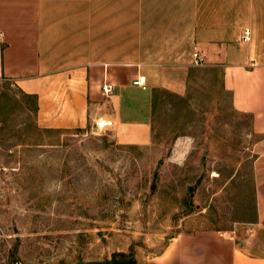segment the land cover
Listing matches in <instances>:
<instances>
[{
    "label": "rangeland",
    "instance_id": "obj_1",
    "mask_svg": "<svg viewBox=\"0 0 264 264\" xmlns=\"http://www.w3.org/2000/svg\"><path fill=\"white\" fill-rule=\"evenodd\" d=\"M44 114L38 95L0 79V264H144L199 229L264 259L250 119L211 71L184 98L164 95L146 147Z\"/></svg>",
    "mask_w": 264,
    "mask_h": 264
},
{
    "label": "crops",
    "instance_id": "obj_2",
    "mask_svg": "<svg viewBox=\"0 0 264 264\" xmlns=\"http://www.w3.org/2000/svg\"><path fill=\"white\" fill-rule=\"evenodd\" d=\"M204 70L250 119L255 223L264 227V0H0V79L38 95L54 124L92 118L149 146L164 95L184 98ZM142 76L146 88L134 84ZM226 233H180L144 264H264Z\"/></svg>",
    "mask_w": 264,
    "mask_h": 264
},
{
    "label": "built area",
    "instance_id": "obj_3",
    "mask_svg": "<svg viewBox=\"0 0 264 264\" xmlns=\"http://www.w3.org/2000/svg\"><path fill=\"white\" fill-rule=\"evenodd\" d=\"M250 39H251L250 32L245 31L243 35V42H249ZM192 59H193V64L195 66H202L205 63L204 56L201 54L197 46H195L193 49ZM134 84L146 88V77L145 76L139 77L137 80L134 81ZM104 91L106 93H109L112 91V87L106 85L104 86Z\"/></svg>",
    "mask_w": 264,
    "mask_h": 264
},
{
    "label": "water",
    "instance_id": "obj_4",
    "mask_svg": "<svg viewBox=\"0 0 264 264\" xmlns=\"http://www.w3.org/2000/svg\"><path fill=\"white\" fill-rule=\"evenodd\" d=\"M94 264H128L124 261H111V262H100V263H94Z\"/></svg>",
    "mask_w": 264,
    "mask_h": 264
},
{
    "label": "trees",
    "instance_id": "obj_5",
    "mask_svg": "<svg viewBox=\"0 0 264 264\" xmlns=\"http://www.w3.org/2000/svg\"><path fill=\"white\" fill-rule=\"evenodd\" d=\"M123 261H126L128 264H134L133 262H129V261L125 260V259Z\"/></svg>",
    "mask_w": 264,
    "mask_h": 264
},
{
    "label": "bare ground",
    "instance_id": "obj_6",
    "mask_svg": "<svg viewBox=\"0 0 264 264\" xmlns=\"http://www.w3.org/2000/svg\"><path fill=\"white\" fill-rule=\"evenodd\" d=\"M104 125H105L104 122H102L101 126H104Z\"/></svg>",
    "mask_w": 264,
    "mask_h": 264
}]
</instances>
